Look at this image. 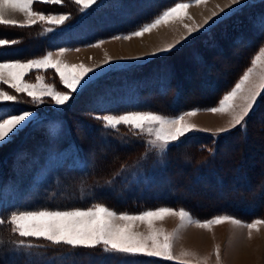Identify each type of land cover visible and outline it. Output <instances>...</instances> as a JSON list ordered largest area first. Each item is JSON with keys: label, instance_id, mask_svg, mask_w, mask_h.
Listing matches in <instances>:
<instances>
[{"label": "trees", "instance_id": "16d2710c", "mask_svg": "<svg viewBox=\"0 0 264 264\" xmlns=\"http://www.w3.org/2000/svg\"><path fill=\"white\" fill-rule=\"evenodd\" d=\"M181 1L189 0H99L86 14L72 0H62L55 6L38 2L34 8L41 12L67 14L70 19L58 26L46 22L24 28L0 25V39L18 41L0 46V53L6 54L5 60H28L43 57L55 48L91 44L132 32ZM49 27L52 32L45 31ZM32 42L38 46L27 49ZM263 46L264 0H251L169 52L138 64L111 68L82 92L73 93L65 105L46 111L36 109L32 122L0 145V166L11 164L10 170H0L6 174L0 176V220H7L14 211L83 209L96 204L116 212L183 209L199 220L218 215L246 223L263 219L264 152L246 146L253 143L264 147L258 131L264 122V94L257 98L243 125L219 135L192 132L161 154L149 147L144 136L124 125L106 127L98 119L103 114L132 111L172 117L215 106ZM191 47L198 54L195 65L187 53ZM231 48L238 50L234 56L236 68L218 78L217 62L232 57ZM179 51L187 54L178 62H170ZM192 66L198 67L190 94L183 76ZM41 72L50 76L57 90L63 88L54 69H33L26 76ZM206 88L209 93L200 97L199 91ZM196 95L199 98L193 99ZM12 103L18 111L37 107L19 97ZM38 143L42 146L39 150L35 147ZM160 158L163 166L156 165L152 174L154 194L148 195L147 186L141 188L143 184L136 187L134 182L122 179L136 162L147 159L148 165L158 163ZM107 183L112 187L104 186ZM62 186L66 187L63 192ZM0 234H4L0 264H183L104 253L99 247L73 249L44 239L21 238L10 232L7 223L0 224Z\"/></svg>", "mask_w": 264, "mask_h": 264}, {"label": "snow or ice", "instance_id": "6c2138e0", "mask_svg": "<svg viewBox=\"0 0 264 264\" xmlns=\"http://www.w3.org/2000/svg\"><path fill=\"white\" fill-rule=\"evenodd\" d=\"M37 2L54 6L62 4V0H0V25L24 28L36 25L38 22H46L58 26L65 24L70 19V15L67 14H46L35 11L34 4ZM98 2L99 0H75V4L82 14H86ZM192 2L200 5L206 3V0H192ZM239 2L240 0H230L233 5H238ZM190 6L191 4L187 2L175 3L174 7L167 8L151 22L144 23L139 30L132 31L123 37L115 36L113 38L142 37L161 24H167L176 19L191 18L186 11ZM220 11L223 12L224 10L221 9ZM16 13H22L26 18L23 24L12 18L13 14ZM212 17H218L217 12H213L212 16L204 21V24L207 25ZM184 27L188 29L189 36L198 30V28L188 25H184ZM45 31L52 32L53 28H46ZM181 39L183 40L185 37ZM17 42L15 39H0V46L16 44ZM99 43H103V41ZM176 43L179 44L180 42L177 41ZM92 46H98V44ZM175 46L169 44L166 48L160 49L159 52H169ZM65 51L64 48L60 49L61 54ZM5 59H7L6 54L0 53V60ZM261 61H264V48L260 50L259 55L252 59V67H249L234 87L223 95L218 101V105L204 109L214 114L221 113L231 116L230 127L218 129L216 135L243 125L246 117L254 109L257 98L264 94V75L260 77V83L250 79L255 66ZM112 63L113 61L108 58L95 67H87L82 63L69 65L59 59L54 60L51 53L40 59H29L26 62L19 60L0 62V89L7 85L16 94H26L33 103H42L47 97L54 101L55 105L62 106L70 101L73 93L88 88L97 78L98 71H102L104 67H111ZM33 69H54L59 76L60 83L68 91L57 90L54 84L47 83L40 76H37L36 83L27 82L25 80L26 74ZM16 94H10L8 90H0V143L10 140L12 136L31 123L32 117L35 115V113L24 109L20 110V114H15L9 110L10 102H18ZM197 111L199 109L190 110L171 118L153 112L136 111L123 115H104L98 119H102L105 126L110 128L125 125L132 130L147 131L155 136V140L150 141V143L153 145L159 143L161 149L166 150L173 143H178L181 138L187 137L189 133L206 131L184 121L185 116H195ZM168 215L179 217V228L184 227L186 221L189 224L196 223L201 228L230 222L236 226L247 227L251 233L253 229L258 230V225L264 224V219L244 223L229 215H218L201 222L183 209L174 211L170 207L145 210L139 214H118L101 204L86 209L14 211L7 220H0V224L7 223L11 227V232L21 238L44 239L53 245H66L73 249H96L99 247L104 253L123 254L131 257L163 258L172 261L174 257L171 248L176 232L165 233L163 230L154 227L156 221L162 220ZM116 221H120V223ZM136 222L148 226L147 235L134 231ZM22 243L23 241H21ZM216 251L219 261V249Z\"/></svg>", "mask_w": 264, "mask_h": 264}, {"label": "rangeland", "instance_id": "374dc122", "mask_svg": "<svg viewBox=\"0 0 264 264\" xmlns=\"http://www.w3.org/2000/svg\"><path fill=\"white\" fill-rule=\"evenodd\" d=\"M72 1L75 2V0H72ZM249 1H251V0H240L238 5L231 4L230 0H206V3H202L200 5H196L194 2H192V0L181 1V2H187V3L191 4V6L186 10L188 13V16L191 18L186 17L183 20L176 19V20L170 21L167 24H161V25L157 26L155 29H153L151 32L145 33L142 37H131L130 39L120 38V39H115L112 42H110V41L107 42L108 39H111L115 36L123 37L124 35H128L131 32L119 34V35H115V36H112L109 38H103V39L97 40L96 42H93L91 44H86V45H82L79 47L64 48V49H66V51L62 54L60 53L59 50H57V49H61L62 47L55 48L56 51H59V52H52V57L54 60L59 59L63 63L69 64V65L82 63L87 67H95L98 64H102V62L105 59L110 58L111 61H113L111 67H104L102 71H98L97 77H100L101 75H104L105 73H107L108 70H110L111 68H119V67H125V66L132 65V64H138L140 62L147 60L148 58L154 57V56L161 54V53H165V52H159V50L166 48L169 44H174V45H176L175 47H178L179 45H181L184 42H186L187 40H189L191 37H193L198 32L203 31L209 25H211L212 23H215L218 19H220L221 17L226 15L228 12L238 8L239 6H241L244 3H247ZM174 6H175V4L171 7H174ZM200 6H203V8L205 7L207 12L203 15L201 14L202 12H199L200 17H197V13L195 12V7L199 8ZM221 9H223L224 11L221 12L220 11ZM34 10L41 12L40 10H38L36 8H34ZM213 12H217L218 17H212V19L209 21V23L207 25H205L204 21L206 19H208L209 17H211ZM44 13L53 14L50 12H44ZM12 18L16 19L21 24H23L25 22V19H26L22 13L13 14ZM184 25H188L189 27H193V28H198V30L196 32H193L189 36L188 29L185 28ZM161 27H168L170 29V36H168L169 39L166 38L165 40H162V39L159 40L160 36H161V38H164V35L160 34L159 36H157L156 33H153V32H157L158 29ZM165 29H167V28H165ZM136 30H139V28ZM136 30H134V31H136ZM151 33H152V35L150 36L151 42L148 43L149 39H150V37H148V36ZM182 37H185V39L182 40L181 39ZM100 41H103V43H99ZM156 41H158V42L161 41V42L157 43ZM177 41H179L180 43L177 44L176 43ZM129 42H134L136 44V46L131 47L130 46L131 44H129ZM97 44H98V46H92V45H97ZM195 45L196 44H194L193 46H195ZM37 46H38V43L32 42V43L28 44L26 46V48L27 49H31V48L33 49V48H36ZM112 48L117 50V53L112 54V52L110 50L115 52V50H113ZM77 49H78V51H77ZM230 50H231V56L233 58L230 56L222 57L220 59V61L217 62V65L219 67H217L215 69V74L217 75L218 78H222L225 75L226 76L230 75L232 73V71L234 70V68H236L237 58L234 56L236 55L238 50L237 49L232 50V48ZM152 53H158V54L153 55ZM187 53H190L192 63L194 64V62L197 61V58H198L196 56V55H198L196 48L191 47V49L187 50ZM187 53L179 51L177 56L171 58V60H169V61L170 62H174V61L178 62L180 60V58L183 55H186ZM259 54H260V52H259ZM206 57H208V55H206ZM40 58H42V57L32 58V59H40ZM176 59H178V60H176ZM8 61L9 60H0V62H8ZM19 61L26 62L27 60H19ZM197 67L198 66H196V67L192 66L185 73V76H183L184 82L187 84V85L185 84V90L187 92H189L190 94L192 92L191 90H193L192 88L194 87L193 84H194L195 79H196L194 77V75L196 73ZM207 70L210 71V67H208ZM261 71H262V66L259 65V62H258L254 68L252 75L250 76V79L251 80L254 79ZM37 76L42 77L47 83L51 84L50 76L49 75L45 76L43 74V72L34 73V74L32 73L30 76H26L25 80L29 83H36ZM56 77L58 78V81L60 83L58 74ZM238 81H239V79H238ZM60 85L63 87V85L61 83H60ZM197 85H198V83H197ZM0 90H8L10 92V94H16L14 92V90L9 89V87L7 85H4V87ZM82 90H84V89H82ZM82 90L79 92H82ZM60 91H68V90L63 87L62 89H60ZM76 93H78V92H76ZM207 93H209V90L206 88L203 90V92L199 91L198 95L205 97ZM16 95L20 99H24V101L25 100L29 101L31 104H34L37 106V107H33V109H30V110L28 109L29 111L35 113V115L32 117V120L35 118V116L37 114L36 109H39L41 111H46V110H49L50 108L56 106L54 101H52L50 98H47V97L44 98L42 103H33L31 101L30 97H28L26 94H16ZM73 95L74 94H72V96ZM198 95L193 96L192 98L193 99L199 98ZM206 98H208V97H206ZM217 105H218V103H217ZM217 105H215V106H217ZM9 110L13 111L15 114H20V111H18V109L15 108V105H13L12 102H10ZM191 110H197V109H191ZM187 111H190V110H187ZM187 111H184V112H182L176 116H180ZM132 112H135V111H132ZM141 112H148V111H141ZM126 113H128V112H122V113H118V114H103V115L98 116V117H102L104 115H123ZM155 114H157V113H155ZM158 115H160V114H158ZM176 116H172V117H176ZM165 117L171 118V116H165ZM184 121L186 123L194 125L196 128L205 129L206 131H204V132H217L216 131L217 129L223 128L225 126L230 127L231 116H229L228 114H221V113H215L214 114V113L205 111L204 109H199V111H197V114L195 116H185ZM125 127H127V129H129L133 132H136V133L144 136L146 142L149 144V147L153 151H155L159 154H161L164 151V149H161L159 143H157L155 145L150 143V141L155 140V136L153 134H150L147 131L141 132L139 130H132L128 126H125ZM261 127H262V130H258V131L260 133V137L264 138V122H262V124L260 125V128ZM8 141L9 140H7L3 143H0V145L7 144ZM259 142H263V140L262 141L260 140ZM35 147L37 150H39L40 148H42L41 143H38V145ZM246 148L248 150L255 148L257 151L260 150V151L264 152L263 146L261 147L260 145L253 144V143L248 144L246 146ZM33 160H34V157H33ZM160 160H162V159L160 158L158 160V163L151 162V164H148V165H147V159L138 161L135 164L131 165L128 168V170H126L124 172V174H122L121 177H122V179L127 178V181L129 183L134 182L133 185H135L136 187L140 184H143V186L141 188L144 189L147 186V188L149 189V191H147V194L148 195L154 194L155 191H154L153 186H152L154 178H153L152 174H153V172H155V166L156 165L163 166V161H160ZM263 164H264V161H263ZM10 169H11V164L10 165L4 164V165L0 166V170L2 172H3V170L7 171ZM1 171H0V176L4 177V175H6V174L2 173ZM159 182H161V181H158L157 183H159ZM154 183L156 184V182H154ZM20 186L18 185V188H20ZM104 186L112 187L111 184H108V183L104 184ZM60 190L63 192L66 190V187L62 186V188ZM157 208H159V207L146 209V210H155ZM83 209H86V208H83ZM41 210H44V209H41ZM69 210H71V209H69ZM173 210L179 211L181 209H173ZM140 212H142V211H140ZM140 212H117V213L118 214L119 213L139 214ZM211 218H214V217H211ZM200 221L203 222L205 220H200ZM116 222L120 223V221H116ZM185 223H186V225L184 227L179 228V224H180L179 217L177 215H168V216H165V218H163L162 220L156 221L154 224L155 228L161 229L165 233H172L174 231L176 232V235L172 241V248H171V252H172V255L174 257V259L172 261H174L176 263H183V264H229V263H227V259L229 257V254H228L229 251L228 250H231L232 249L231 247L243 246V249L247 250V247L250 246L251 248L250 247L248 248L250 250L249 255L251 254L250 255L251 259L253 258L255 260H249L251 262L249 264H264V244L260 245L258 243L256 244L253 242L254 237H264V233L263 234L261 233V231L264 232V224L258 225V230L253 229V230H251V233H250L249 229L247 227L236 226L230 222H224L221 224L211 225L208 228H201L199 226L197 227V225H191L193 223L189 224V223H187V221ZM244 223H246V222H244ZM248 223H250V222H248ZM177 229H178V231H177ZM134 231H137V232H140L144 235H147L149 232V228L144 223L136 222L134 225ZM10 232H11V227H10ZM191 232H198L197 234L199 235V237L203 238V239L201 238L198 242H196L195 245H198L197 248H193L194 246L190 247V245H191L190 243L181 244V243H183L182 239L185 238V236ZM3 236H4V234H2V235L0 234V240L1 241H2L1 238H3ZM249 240H253V241H249ZM175 244H178L179 247L176 246ZM252 248H253V250H251ZM217 249H219V261L217 260V251H216ZM251 251H252V253H251ZM255 252H256V255L258 257L255 255ZM259 254L261 256L263 255V258H259L260 257Z\"/></svg>", "mask_w": 264, "mask_h": 264}, {"label": "bare ground", "instance_id": "6f19581e", "mask_svg": "<svg viewBox=\"0 0 264 264\" xmlns=\"http://www.w3.org/2000/svg\"><path fill=\"white\" fill-rule=\"evenodd\" d=\"M202 10H206L205 7ZM196 13H198V11H196ZM166 28L167 29L164 28V31H167L169 29L168 27H166ZM164 31H162L161 33L158 32V33H156V35L157 36H159L160 34L166 35L169 33V32H167L166 34H164ZM164 38H165V36H164ZM156 42L158 43V41H156ZM129 44H131L130 45L131 47L136 46V44L134 42H129ZM113 50H115V49H113ZM110 51L112 52V54L117 53V50H115V52L112 50H110ZM261 233L263 234L264 232L261 231ZM196 235H197V232H191V233L187 234L186 237H188V239H189L190 237H192V238L196 237ZM255 238H257V237H254V243H256V244L258 243L260 245L264 244L263 243L264 237H260V239H257V240H255ZM249 241H253V240H249ZM249 247L250 246L247 247V250L243 249V246L231 247L232 249L228 250L229 251L228 252V254H229L228 260L230 261V264H249V263H251L249 260H252L253 258L251 259V257H250L251 254L249 255V252H250V250L248 249ZM251 250H253V248ZM251 253H252V251H251ZM255 255H256V252H255ZM262 258H263V255H262Z\"/></svg>", "mask_w": 264, "mask_h": 264}, {"label": "crops", "instance_id": "0c3cea01", "mask_svg": "<svg viewBox=\"0 0 264 264\" xmlns=\"http://www.w3.org/2000/svg\"><path fill=\"white\" fill-rule=\"evenodd\" d=\"M202 9H204L203 8V6H200L199 8H196L195 7V12L196 11H198V13H197V17H200V13L199 12H202L201 14L203 15V14H205L207 11L206 10H202ZM202 10V11H201ZM164 28H166V27H161V28H159L158 29V31L157 32H153V33H161L162 31H164ZM167 32H169L168 34H166ZM164 34H166V35H164L165 36V38H168L169 39V37L168 36H170V29H168L167 31H164ZM152 35V33L148 36V37H150ZM165 38H161V36H160V38H159V40L160 39H162V40H165ZM113 40H115L114 38H111V39H108L107 40V42L108 41H110V42H112ZM151 37H150V39H149V42L148 43H150L151 41ZM161 40V41H162ZM160 41V42H161ZM115 42V41H114ZM160 42H158V43H160ZM264 47V46H263ZM262 47V48H263ZM261 48V49H262ZM260 49V50H261ZM57 50H59L60 51V49H57ZM260 50L258 51V53L254 56V58L259 54V52H260ZM59 51H56V49H53L52 51L50 50L48 53H51L52 54V52H59ZM47 53V54H48ZM46 54V55H47ZM259 65H261L262 66V71L254 78V79H252L253 81H255L256 83H260L261 81H260V77L262 76V75H264V61H261V62H259ZM250 67H252V65L250 66ZM230 116V115H229ZM229 126H225V127H223V128H228ZM216 131H218V129L216 130ZM253 222V221H252ZM251 223V222H250ZM185 225H186V223H185ZM191 225H197V227H198V224H196V223H193V224H191ZM198 233V232H197ZM203 233V232H202ZM202 237H199V235L197 234L196 235V237H194V238H192V237H190L189 239H188V237H186L185 236V238H183L182 240H183V243H181V244H186V243H190L191 245H190V247L192 246H194L193 248H197V246L198 245H195L196 244V242H198L200 239H201ZM203 239V238H202ZM257 239H260V237H257V238H255V240H257ZM181 240V241H182ZM254 242V241H253ZM176 246H178V244H175ZM260 246V245H259ZM179 247V246H178ZM214 250V249H213ZM225 255V254H224ZM260 255V254H259ZM227 256V255H226ZM261 256V255H260ZM257 258V257H256ZM260 258H262V256L260 257ZM252 260H255V259H252ZM227 263H229L230 264V261L227 259Z\"/></svg>", "mask_w": 264, "mask_h": 264}]
</instances>
